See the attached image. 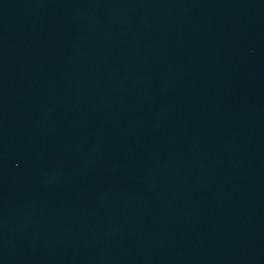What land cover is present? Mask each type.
Segmentation results:
<instances>
[{"label":"water","instance_id":"95a60500","mask_svg":"<svg viewBox=\"0 0 264 264\" xmlns=\"http://www.w3.org/2000/svg\"><path fill=\"white\" fill-rule=\"evenodd\" d=\"M0 264H264V0H0Z\"/></svg>","mask_w":264,"mask_h":264}]
</instances>
